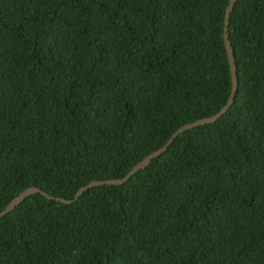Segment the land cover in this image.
Here are the masks:
<instances>
[{
  "label": "trees",
  "instance_id": "16d2710c",
  "mask_svg": "<svg viewBox=\"0 0 264 264\" xmlns=\"http://www.w3.org/2000/svg\"><path fill=\"white\" fill-rule=\"evenodd\" d=\"M227 0H0V210L123 176L229 92ZM237 87L119 185L0 217V264H264V0L228 18Z\"/></svg>",
  "mask_w": 264,
  "mask_h": 264
},
{
  "label": "water",
  "instance_id": "95a60500",
  "mask_svg": "<svg viewBox=\"0 0 264 264\" xmlns=\"http://www.w3.org/2000/svg\"><path fill=\"white\" fill-rule=\"evenodd\" d=\"M235 0H227V3L223 10V20H222V28H221V36H222V44L226 55V61L228 65V72H229V92L227 94V97L225 99V102L219 107L217 111L214 113L204 116L201 118H197L193 121L184 123L177 127L165 140V142L157 147L156 149L150 151L146 155H144L141 159L136 161L129 169L128 171L121 177L118 178H110V179H92L88 181L86 184L79 186L73 196L71 198L65 199L58 196H52L48 194L47 192L43 191L42 189L36 187V186H28L22 189L19 193H17L15 196H13L8 203L0 210V217L10 210L14 208L18 203H20L26 196L32 193H40L47 199H53L55 201H59L65 204L71 203L73 200H76L86 189L92 186L96 185H102V184H114L119 185L124 183L126 180H128L134 173H136L138 170L144 168L152 158L163 152L167 146L173 141V139L182 131L192 128L197 125H201L204 123H209L215 121L218 117H220L223 113L226 112L228 107L233 102L234 94L237 87V76H236V70H235V63H234V56L233 52L230 46V41L228 38V18L230 11L232 9V6L234 4Z\"/></svg>",
  "mask_w": 264,
  "mask_h": 264
}]
</instances>
